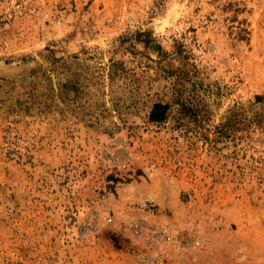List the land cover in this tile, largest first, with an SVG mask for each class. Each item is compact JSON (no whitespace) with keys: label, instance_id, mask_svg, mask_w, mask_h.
Masks as SVG:
<instances>
[{"label":"rangeland","instance_id":"obj_1","mask_svg":"<svg viewBox=\"0 0 264 264\" xmlns=\"http://www.w3.org/2000/svg\"><path fill=\"white\" fill-rule=\"evenodd\" d=\"M157 253L264 264V0H0V264Z\"/></svg>","mask_w":264,"mask_h":264},{"label":"built area","instance_id":"obj_2","mask_svg":"<svg viewBox=\"0 0 264 264\" xmlns=\"http://www.w3.org/2000/svg\"><path fill=\"white\" fill-rule=\"evenodd\" d=\"M155 167V166H154ZM156 172L154 171L153 174H155ZM103 199L106 200L107 197L103 196ZM143 208L147 209V208H152L155 207L156 204L154 203L153 199H147L144 203H143ZM112 210H108L107 214H106V221L108 223L113 222L114 218L112 217ZM132 230L138 234L143 233L146 230V225H144L143 223H141L140 221H136L132 224ZM144 264H164V261L161 259V257L159 256V254H154L151 256H146L142 259Z\"/></svg>","mask_w":264,"mask_h":264},{"label":"trees","instance_id":"obj_3","mask_svg":"<svg viewBox=\"0 0 264 264\" xmlns=\"http://www.w3.org/2000/svg\"><path fill=\"white\" fill-rule=\"evenodd\" d=\"M169 106V104L158 103L153 109L150 119L155 122H161L166 120Z\"/></svg>","mask_w":264,"mask_h":264}]
</instances>
